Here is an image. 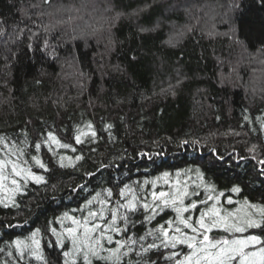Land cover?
Segmentation results:
<instances>
[{
  "label": "trees",
  "instance_id": "16d2710c",
  "mask_svg": "<svg viewBox=\"0 0 264 264\" xmlns=\"http://www.w3.org/2000/svg\"><path fill=\"white\" fill-rule=\"evenodd\" d=\"M87 121L98 139L76 144V129ZM262 125V0H0V134L20 141L26 132L36 154L35 142L54 130L77 150L61 154L85 157L61 168L42 147L49 171L33 170L48 184H30L19 207L0 206V264H16L8 243L36 228L48 264H62L49 221L102 188L118 194L123 183L166 171L199 167L225 192L222 200L264 204ZM79 184L87 190L72 191ZM233 186L242 191L231 193ZM168 212L157 221L174 215ZM149 255L165 264L155 251Z\"/></svg>",
  "mask_w": 264,
  "mask_h": 264
},
{
  "label": "snow or ice",
  "instance_id": "6c2138e0",
  "mask_svg": "<svg viewBox=\"0 0 264 264\" xmlns=\"http://www.w3.org/2000/svg\"><path fill=\"white\" fill-rule=\"evenodd\" d=\"M44 45L48 46L47 40ZM244 119L247 121L248 116ZM112 127L105 125L110 138ZM23 135V140L15 141L0 134V206L4 208L19 207L17 197L27 195L30 184H48L44 175L33 170L38 167L49 171L40 156L42 147L58 157L61 168H75L85 158L83 154L74 157L61 154V149L73 153L77 150L54 130H47L35 142L36 154H31L28 134ZM73 139L76 144L95 143L98 136L92 122L78 127ZM180 143L195 145L199 141ZM255 148L253 145L249 151L254 152ZM258 163L264 165V159ZM84 175L94 177L96 173ZM55 189L53 185L52 190ZM77 190L86 191L87 185L79 184L72 189ZM230 191L239 194L242 189L233 186ZM223 197L225 192L206 180L199 167L177 171L174 178L166 171L151 180L123 183L118 194L112 187L102 188L80 207L48 222L47 231L55 240L50 246L61 250L62 264H159V259L152 260L149 255L154 251L163 257L165 264H264V204L251 203L247 198L234 201L232 196L222 200ZM234 203L238 205L235 209L224 206ZM168 211L174 215L158 222L157 218ZM138 214L142 220L134 219ZM137 224L144 227L143 234L132 231ZM256 229L260 234L250 233ZM42 239L43 230L36 228L28 237L8 243L6 255L15 258L16 264H31L33 260L48 264ZM5 251L0 248V253ZM4 264H8L7 260Z\"/></svg>",
  "mask_w": 264,
  "mask_h": 264
},
{
  "label": "rangeland",
  "instance_id": "374dc122",
  "mask_svg": "<svg viewBox=\"0 0 264 264\" xmlns=\"http://www.w3.org/2000/svg\"><path fill=\"white\" fill-rule=\"evenodd\" d=\"M193 175V174H192ZM172 176H173V178L175 177V173H172ZM193 179H194V177H192ZM168 213H170V212H168Z\"/></svg>",
  "mask_w": 264,
  "mask_h": 264
}]
</instances>
